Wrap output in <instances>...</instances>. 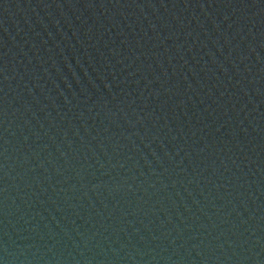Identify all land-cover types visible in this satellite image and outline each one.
Returning <instances> with one entry per match:
<instances>
[{"label":"water","instance_id":"95a60500","mask_svg":"<svg viewBox=\"0 0 264 264\" xmlns=\"http://www.w3.org/2000/svg\"><path fill=\"white\" fill-rule=\"evenodd\" d=\"M0 264H264V0H0Z\"/></svg>","mask_w":264,"mask_h":264}]
</instances>
